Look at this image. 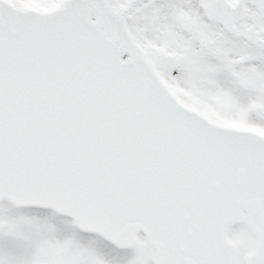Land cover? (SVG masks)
<instances>
[{"label":"water","instance_id":"water-1","mask_svg":"<svg viewBox=\"0 0 264 264\" xmlns=\"http://www.w3.org/2000/svg\"><path fill=\"white\" fill-rule=\"evenodd\" d=\"M150 1L0 0V201L53 209L120 248L143 232L156 264H237L228 234L245 222L258 239L245 261L264 264V136L167 89L126 25ZM247 3L264 0H200L229 32Z\"/></svg>","mask_w":264,"mask_h":264},{"label":"rangeland","instance_id":"rangeland-1","mask_svg":"<svg viewBox=\"0 0 264 264\" xmlns=\"http://www.w3.org/2000/svg\"><path fill=\"white\" fill-rule=\"evenodd\" d=\"M12 1L21 8L35 7L44 11L62 6L65 0ZM130 1L110 0V4L120 9ZM195 4V0H163L135 12L128 20V26L139 49L157 62L167 76L161 74L163 80L182 103L197 105L195 107L213 122L237 128L252 127L264 135V118L254 112V106L259 102L264 107V57L254 45L255 39L262 36L264 7L258 10L248 6L247 17L239 24L238 30L242 34L219 38L220 55L226 57L219 59L228 61L231 73L226 74L221 66L216 75H212L217 90L211 93L214 85L203 91L196 90L193 83L200 87L198 79L190 78L186 82L179 76L181 64L172 53L189 47L181 39L182 21L196 7ZM201 27L207 32L217 30L207 24ZM205 37L207 42L209 39L213 41V46L218 44L215 35ZM171 44L173 50H170ZM248 46L255 47L256 53H250ZM208 78L206 81L212 84ZM187 83L190 93L206 95L198 100L190 97ZM239 237L238 244L242 247L254 235L242 227ZM139 239L137 248L118 249L100 237L82 233L72 220L54 211L18 209L6 201L0 202V264H155L153 249L141 236Z\"/></svg>","mask_w":264,"mask_h":264},{"label":"flooded vegetation","instance_id":"flooded-vegetation-1","mask_svg":"<svg viewBox=\"0 0 264 264\" xmlns=\"http://www.w3.org/2000/svg\"><path fill=\"white\" fill-rule=\"evenodd\" d=\"M8 1L13 2L12 0H8ZM229 1H231V0H229ZM233 1H231V2H233ZM196 2H198V0H196ZM13 4L16 6H19L14 2H13ZM182 22H183L184 26H183V30H182L183 34L181 35V39H182L183 43L189 47L186 50L178 49L177 51H174L173 50L174 46H172V44L170 45V50H173L172 53L175 55L176 58H178L179 63L181 64V71H180L181 74H179V76L182 77L183 80H185L186 82L190 78H192V80L198 79L200 81V83L198 84L200 87H197L196 83H193L196 90L203 91L205 89V87H207V86L211 87L212 85H214V88H213L214 91L211 93H215L217 88L215 87V85H216L215 79H212V77H214L212 75H216L218 69L221 66H223L225 68L226 74L229 75L231 73V70H230L229 65H228V61H226L225 59H224V61L219 59V58H226L224 56V54L220 55V51H221L220 47H222V46L219 44V41L221 42V40H219V38L220 37L222 38V37H228V36H235L237 34H242V32H239V30H238L240 25L237 26L238 28H237V31L235 32V34H230V33L226 32L217 21L211 20L209 18H205L203 12L198 7L193 8L192 12L188 13L184 17V20ZM180 24H181V21H180ZM202 24L203 25L207 24L208 26L216 27L217 30L213 29V30H211V32H209V31L207 32L201 27ZM263 29H264V27L260 30L262 36H263V32H262ZM209 35H211V36L215 35L216 36L215 38L218 39L217 40L218 44L216 46H213V41L211 39H209L208 42L206 41L207 39L205 36H209ZM255 47L258 49L260 54L264 57V50L258 46H255ZM255 47L252 48L251 46H248L250 53H254V52L256 53L257 50L255 51ZM139 51L143 52L140 49H139ZM165 54L169 55L168 53H166V51H165ZM146 56L148 57V59H150L153 62V64L155 65V67L157 68L159 73L161 72L160 74H163L164 76H166V74L164 72H162L161 69H159L157 62L155 60H153L148 54H146ZM208 74H209L210 78H208ZM207 78L212 80V84H210L206 81ZM239 84L242 86V88H244L245 85L243 82L240 81ZM187 86H188V91H189L190 88H189L188 83H187ZM204 92H207V91H204ZM189 93H190V91H189ZM197 94L198 93H196V92H192V93H190V97L197 98V100H198L199 98H202L203 95H206L204 93H201V94H199V96H197ZM206 104H211V103H206ZM258 104H261V102H259ZM186 105H188V104H186ZM188 106L198 110V108L195 107L197 105H193V103H191ZM242 227L246 228L248 231L251 232L250 228L247 225L242 223V224H239V225L233 227L231 229L230 234L232 236H234V242L238 248L239 264H246L244 261V256L248 252H251V251L256 249L257 239L254 236L249 240L247 239L246 246L245 245L242 247L239 246L238 242H240V240H239L240 229ZM246 248H248V249H246Z\"/></svg>","mask_w":264,"mask_h":264}]
</instances>
